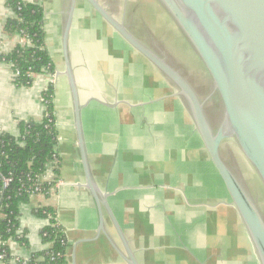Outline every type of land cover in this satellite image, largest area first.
Returning a JSON list of instances; mask_svg holds the SVG:
<instances>
[{
  "label": "crops",
  "instance_id": "1",
  "mask_svg": "<svg viewBox=\"0 0 264 264\" xmlns=\"http://www.w3.org/2000/svg\"><path fill=\"white\" fill-rule=\"evenodd\" d=\"M6 1L0 0V131L15 137L19 122L41 121L45 107L41 93L52 84L59 163L57 175L48 166L43 177H56L49 195H36L18 205L28 244L8 242L12 264H26L47 248L41 236L47 220L36 214L43 207L52 209L65 232L67 264H127L120 234L138 264H259L175 87L87 2L77 0L68 58L81 105L89 170L105 204L99 232L65 76L62 37L70 0H21L43 8L46 49L55 66L54 74L34 75L27 87L14 84L13 72L2 58L23 42L19 33L4 31L14 16ZM98 1L115 19H124L139 40L169 59L151 24L133 18L142 7L138 0ZM143 3H154L153 9L164 17L158 19L166 17L180 34L156 0Z\"/></svg>",
  "mask_w": 264,
  "mask_h": 264
},
{
  "label": "water",
  "instance_id": "2",
  "mask_svg": "<svg viewBox=\"0 0 264 264\" xmlns=\"http://www.w3.org/2000/svg\"><path fill=\"white\" fill-rule=\"evenodd\" d=\"M76 1L69 2L62 51L85 185L98 209L99 232H103L101 208L105 204L89 170L81 105L68 58V36ZM84 1L175 87V95L186 105L205 150L241 218L259 264H264V214L238 167L232 168L221 151L225 141L233 140L264 188V0H156L207 74L211 92L204 98L164 53L139 40L124 19H115L98 0ZM215 95L221 116L218 124L213 125L206 105ZM120 237L126 253L125 262L138 264L122 234Z\"/></svg>",
  "mask_w": 264,
  "mask_h": 264
},
{
  "label": "trees",
  "instance_id": "3",
  "mask_svg": "<svg viewBox=\"0 0 264 264\" xmlns=\"http://www.w3.org/2000/svg\"><path fill=\"white\" fill-rule=\"evenodd\" d=\"M6 4L13 10L14 16L6 21L4 31L7 34L19 33L23 42L2 58L13 74L17 73L13 76L14 84L27 87L32 84L34 75L55 73L45 44L43 8L21 0H7ZM41 98L45 106L41 121L19 122V135L15 137L0 133V264H12L14 260L8 249L9 241L15 240L23 246L28 244L27 232L19 224V203H27L38 194L33 193L39 184L38 179L50 164L55 175L58 173L52 84L42 91ZM1 176L11 180L6 189L2 188ZM55 183L56 177L51 181H42L41 194L48 196ZM36 214L47 220L41 230L47 248L33 254L26 264H67L69 243L54 212L43 207L37 209Z\"/></svg>",
  "mask_w": 264,
  "mask_h": 264
},
{
  "label": "rangeland",
  "instance_id": "4",
  "mask_svg": "<svg viewBox=\"0 0 264 264\" xmlns=\"http://www.w3.org/2000/svg\"><path fill=\"white\" fill-rule=\"evenodd\" d=\"M144 1L145 0H138V3L142 7L137 13L136 18L135 16H133V18L137 20L138 18H140L141 20L143 19L144 21H147L151 24V32H157L161 36V38L156 39H159V42H161L169 51V53L167 54L168 57L172 60L173 63H175L178 68H182L185 76L191 77V79L195 83L197 81H206L207 76L205 70L203 69L197 57H195L188 49L184 40L179 36L180 34L175 31V29L172 27V24L169 23L166 17L165 19H158L159 15L161 16V18L164 17L161 14H157L160 11L157 12L153 9V6H155L153 5L154 3H151L147 6L143 3ZM129 5H131V3H129ZM137 20H134L135 25L138 23ZM216 102V97H213L210 101V103L212 104H215ZM223 147L225 149H227L228 147L230 148V150L232 149V155L234 156L233 160L235 161V164L238 167L245 184L256 199L261 211L264 214V188L260 183L255 171L245 160L233 140L225 141L223 143ZM222 155L225 161L229 163L228 156L224 151L222 152Z\"/></svg>",
  "mask_w": 264,
  "mask_h": 264
},
{
  "label": "flooded vegetation",
  "instance_id": "5",
  "mask_svg": "<svg viewBox=\"0 0 264 264\" xmlns=\"http://www.w3.org/2000/svg\"><path fill=\"white\" fill-rule=\"evenodd\" d=\"M193 53V52H192ZM194 54V53H193ZM195 56V55H194ZM196 57V56H195ZM169 61L171 62V63H173L172 62V60L169 58ZM173 64H175V63H173ZM201 64V63H200ZM177 67V66H176ZM203 67V66H202ZM177 69L185 76V74H184V72H183V70H182V68H178L177 67ZM204 69V68H203ZM206 76H207V74H206ZM188 79H189V81L193 84V86L195 87V89L197 90V92L199 93V95L202 97V98H204V97H206L207 95H209L210 94V92H211V86H210V83H209V81H208V77H207V79H206V81L204 80V82H202V81H200V82H194L192 79H191V77H188V76H186ZM215 97H216V95H215ZM212 100V99H211ZM210 100V101H211ZM210 101H208L207 102V105H206V110H207V114H208V117H209V119H210V121H211V123H213V125H215V124H218V122L220 121V116H221V110H220V106H219V104H218V102H216L215 104H212V103H210ZM221 151L223 152H225V154L228 156V162L230 163V166L232 167V168H234L235 167V161L233 160L234 159V156L232 155L233 154V152H232V149L230 150V148L228 147L227 149H225L224 147H223V145H222V147H221Z\"/></svg>",
  "mask_w": 264,
  "mask_h": 264
},
{
  "label": "built area",
  "instance_id": "6",
  "mask_svg": "<svg viewBox=\"0 0 264 264\" xmlns=\"http://www.w3.org/2000/svg\"><path fill=\"white\" fill-rule=\"evenodd\" d=\"M15 75H17V73H15ZM14 74H13V76H15ZM0 133H1V131H0ZM49 167H50V169L52 170V174H53V176H54V172H53V166H52V164H50L49 165ZM45 174H46V172L38 179V181H39V184L37 185V187L35 188V191L33 192V193H38L37 195H41V191H40V185H41V182L43 181V182H46V181H51V180H53L54 179V177L52 178V177H50V178H46V180L45 179H43V177L45 176ZM1 181H2V188L3 189H6L8 186H9V184H10V179L9 178H7V177H3V176H1ZM34 196H36V195H34ZM1 258V257H0Z\"/></svg>",
  "mask_w": 264,
  "mask_h": 264
}]
</instances>
